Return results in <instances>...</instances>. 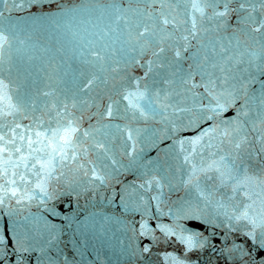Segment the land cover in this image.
<instances>
[{
	"label": "water",
	"instance_id": "95a60500",
	"mask_svg": "<svg viewBox=\"0 0 264 264\" xmlns=\"http://www.w3.org/2000/svg\"><path fill=\"white\" fill-rule=\"evenodd\" d=\"M200 2L205 17L193 38L188 0H0V30L12 37L0 79L18 109L0 117V137L21 148L7 165L16 183L6 185L0 140V198L4 188L32 197L17 204L9 192L0 206V264L261 262L252 225L232 217L245 208L258 222L264 214V29L248 31L264 19V4ZM165 16L173 23L162 24ZM145 27L147 39L138 36ZM209 79L223 110H209ZM137 87L152 102L144 116L122 98ZM68 121L89 134L74 136L65 151L75 160L49 176L50 149L32 154L26 141L36 132L51 139L48 128ZM213 161L223 177L200 171ZM245 172L246 187L233 191L229 175ZM193 233L189 250L178 236Z\"/></svg>",
	"mask_w": 264,
	"mask_h": 264
},
{
	"label": "snow or ice",
	"instance_id": "6c2138e0",
	"mask_svg": "<svg viewBox=\"0 0 264 264\" xmlns=\"http://www.w3.org/2000/svg\"><path fill=\"white\" fill-rule=\"evenodd\" d=\"M30 2H36V3H42L43 0H30ZM148 2H155V0H148ZM261 4H264V0H261ZM204 5L200 2V0H188V10L191 13L190 20L185 21V23H190L191 27L187 29L189 35H191L193 38L196 37L198 34V25L202 24L203 19L205 17V11H204ZM243 7V5H241ZM119 11V9H117ZM3 13H0V16H2ZM163 16V14H161ZM216 16H226L227 15V9L224 12L214 13ZM162 24L168 25L170 23H173L172 20H170L168 17H163ZM261 29H264V19L260 21L259 24H257L254 28H249V33L252 32H260ZM146 34L150 35L149 29L145 27L143 32L138 33L139 37H144L147 39ZM184 40H188V36L183 37ZM11 40L12 37L9 33L5 32L4 30H0V64L4 63V54L5 50L11 47ZM161 52L164 51V49H160ZM154 55H158V53H153ZM176 56H180V52L177 51ZM90 55H95L98 60L102 61L104 57L100 55L99 52H93L90 53ZM207 59V57H205ZM213 67H218V65H213ZM262 74H264V70H262ZM213 81L211 79L208 80V87L206 88V91L208 92V95L211 97L212 101L215 102L216 107H212L211 104L209 105V110L212 112H216L217 110H223L225 105L221 103V99H223V94L220 95H213V92L210 90L211 86L213 85ZM198 85H193V87H197ZM124 100L127 101V107L132 109L134 112H138L141 116L145 115V108H149L151 110V103L147 99V96L145 92H142L137 87L136 91H129L122 97ZM144 102V103H142ZM18 109L15 104L12 102V96L10 95V89L8 83H5L4 80L0 79V117H7L10 115H13L14 112H16ZM106 115L111 116L112 112L109 108L106 110ZM16 127H19V125H16ZM31 128V126H29ZM13 132H15V129H13ZM79 133V135H76ZM50 134L51 139L47 140H41V133L36 132V140L33 141L31 137L28 138L26 141V147L31 150V153H37V152H44L45 149H50V151L47 152V161L48 166L50 167V171L48 172V175L51 176L52 172L55 170L56 163H59L61 161L66 160H75V151L73 150V154L71 156L68 155V153L65 151L66 149L70 148L74 144V136L75 140L78 141L80 136H86L89 133L83 132L78 127H74L73 123L71 121H68L66 124L61 125L56 128L55 131L51 129V127L48 128V132L45 133V136H48ZM206 135V133H205ZM227 135V133H225ZM20 140H24L23 134L20 135ZM128 139L131 140V134L129 133ZM0 140L3 141V152L4 155L7 157L4 160L5 168L4 176H5V184L6 185H13L16 182L11 179H7L9 168L7 165L11 163V157L14 153H20L21 148L16 144V139L13 137L11 139H5L4 137H0ZM53 140L56 141V146H52ZM183 143V141L181 142ZM191 143H195V141H192ZM33 144L42 145L40 147L33 148ZM237 149L241 147L240 143H237L235 145ZM23 157H21V160ZM39 159V158H37ZM221 160H223V157H221ZM187 161V158H186ZM24 167H28L27 163H24ZM14 167H20V163L17 162L14 164ZM32 167H35V164L32 165ZM45 168V165H41L40 170L33 173V175H39L40 171H42ZM196 166L193 165V178L196 177ZM200 171H203L205 173L214 171L216 173H219L221 177L225 175L224 172L221 171L220 167L217 166V162L213 161L207 165L206 168H201ZM15 175V173H13ZM99 178V177H97ZM211 178V177H209ZM229 178L236 182V186L233 188V191L238 190L239 188L246 187V181L248 179L246 172L243 174V177L235 176V175H229ZM21 180H24V176L21 175ZM198 179V178H197ZM193 179L190 178L189 183H192ZM37 187L40 188L42 192H44L45 196H47V192L43 188L42 185L37 184ZM4 196L0 198V206H3L9 196V192L11 197L16 198V203L20 204L24 200H31L32 197L29 196L27 189L23 193H18L15 189H9L4 188ZM248 199H251V197H248ZM247 207H251V205H248ZM195 216V214H192ZM232 219L235 220H246L250 225H252V231L247 233V235L253 240L254 247L264 251V214H262L259 218V222L257 219H254L248 215L247 208L238 216L232 217ZM259 227L262 229L259 236H257V233L255 229ZM162 230L165 232L166 235H177L176 232H174L172 229L167 228L164 226ZM180 231H184L183 228L180 229ZM198 233H193L192 235L188 237H184L183 235H179L178 239L187 245L189 250L196 246L194 237H196ZM17 243H19V240H17ZM5 244V240L3 236H0V258H3V245ZM202 246V245H201ZM23 251H28V248H23ZM240 250V249H238ZM143 251L147 252L149 251L148 248H144ZM168 259L173 260L175 264H181L180 261H178L175 257H168ZM257 264H264V257H261V262H257Z\"/></svg>",
	"mask_w": 264,
	"mask_h": 264
}]
</instances>
